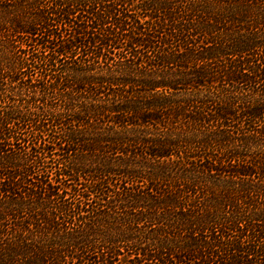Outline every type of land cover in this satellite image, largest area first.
Wrapping results in <instances>:
<instances>
[{
	"label": "trees",
	"instance_id": "1",
	"mask_svg": "<svg viewBox=\"0 0 264 264\" xmlns=\"http://www.w3.org/2000/svg\"><path fill=\"white\" fill-rule=\"evenodd\" d=\"M0 247L264 264V0H0Z\"/></svg>",
	"mask_w": 264,
	"mask_h": 264
},
{
	"label": "rangeland",
	"instance_id": "2",
	"mask_svg": "<svg viewBox=\"0 0 264 264\" xmlns=\"http://www.w3.org/2000/svg\"><path fill=\"white\" fill-rule=\"evenodd\" d=\"M70 195H67V197H69ZM21 221H24V220H21ZM17 222H20V221H9V223H8V227L10 228L11 226H13L14 224L13 223H17ZM13 239H14V235L13 236H9L8 238H7V240H11V241H13ZM7 240H5V241H3L4 243L5 242H7ZM1 248V247H0ZM0 252H1V250H0Z\"/></svg>",
	"mask_w": 264,
	"mask_h": 264
}]
</instances>
